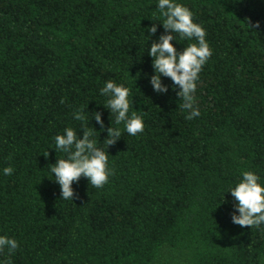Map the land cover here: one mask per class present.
I'll return each mask as SVG.
<instances>
[{"label": "trees", "instance_id": "1", "mask_svg": "<svg viewBox=\"0 0 264 264\" xmlns=\"http://www.w3.org/2000/svg\"><path fill=\"white\" fill-rule=\"evenodd\" d=\"M174 2L212 50L191 120L170 78L163 94L150 83L148 50L165 34L158 0H0V236L19 244L0 264H152L165 246L186 264H264V224L232 223L229 191L243 171L264 185V0ZM179 40L177 52L195 42ZM109 80L129 89L143 132L111 123L100 91ZM111 126L122 136L107 148ZM68 127L81 139L93 130L113 170L103 188L74 181L73 201L50 171Z\"/></svg>", "mask_w": 264, "mask_h": 264}, {"label": "clouds", "instance_id": "2", "mask_svg": "<svg viewBox=\"0 0 264 264\" xmlns=\"http://www.w3.org/2000/svg\"><path fill=\"white\" fill-rule=\"evenodd\" d=\"M158 9L162 17V24L165 34L160 35L159 41H153L149 54L153 57L152 65L155 74L151 76L150 83L153 90L158 94L168 91V86L163 84L161 76L168 77L173 82V87L178 88L177 96L182 101L178 106L187 112L185 119L191 120L200 115V110L195 106V92L199 73L204 64L212 55L205 37V29L195 23L192 12L174 0H158ZM254 28L259 27L257 21ZM149 34H155L156 24H152ZM194 40L188 44L182 52H177L171 42L177 39ZM101 94L109 97L104 106L110 109V120L114 117L117 125L124 123V127L129 135L135 136L144 130L143 120L136 113L129 116L130 103L128 100L129 89L109 80L101 88ZM84 110L74 113V119L85 121L82 114ZM95 120L104 129L102 114L93 112ZM83 138H79L77 133L70 127L64 129V134L55 136V149L65 154L64 158L57 159L51 164L50 171L54 174V180L61 186V198L64 200L74 199L72 184L78 182L81 176L89 180V185L93 188H103L108 183L109 176L113 170L108 167V155L101 148L97 147V142L91 139L93 130L82 127ZM96 130V129H95ZM122 136L119 128L113 126L107 128V137L104 143L107 148L114 145ZM48 157V151L43 153ZM14 169L11 166L5 167L3 173L11 175ZM259 177L252 171H243L242 179L235 187L229 191L236 200L235 207L239 214H232V223L240 227L259 228L264 224V185L258 183ZM19 247L14 238L0 236V253L7 249L9 255L13 254ZM7 264H11L9 260Z\"/></svg>", "mask_w": 264, "mask_h": 264}, {"label": "rangeland", "instance_id": "3", "mask_svg": "<svg viewBox=\"0 0 264 264\" xmlns=\"http://www.w3.org/2000/svg\"><path fill=\"white\" fill-rule=\"evenodd\" d=\"M152 264H186V258L183 252L165 246Z\"/></svg>", "mask_w": 264, "mask_h": 264}]
</instances>
